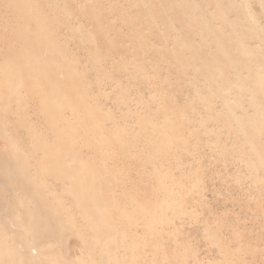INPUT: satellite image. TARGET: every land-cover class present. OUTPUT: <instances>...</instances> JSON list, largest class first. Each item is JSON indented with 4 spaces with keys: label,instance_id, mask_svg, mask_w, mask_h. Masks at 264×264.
<instances>
[{
    "label": "rangeland",
    "instance_id": "374dc122",
    "mask_svg": "<svg viewBox=\"0 0 264 264\" xmlns=\"http://www.w3.org/2000/svg\"><path fill=\"white\" fill-rule=\"evenodd\" d=\"M0 264H264V0H0Z\"/></svg>",
    "mask_w": 264,
    "mask_h": 264
},
{
    "label": "bare ground",
    "instance_id": "6f19581e",
    "mask_svg": "<svg viewBox=\"0 0 264 264\" xmlns=\"http://www.w3.org/2000/svg\"><path fill=\"white\" fill-rule=\"evenodd\" d=\"M162 1H163V0H162ZM166 2H167V1H166ZM165 6H166V5H165ZM159 11H160V10H159ZM167 11H168V10H167ZM158 13H159V12H158ZM143 15H144V14H143ZM148 15H149V14H148ZM167 15H168V14H167ZM171 18H172V17H171ZM178 66H179V65H178ZM178 66H177V67H178ZM182 67H183V66H182ZM7 244H8V243H7ZM6 251H7V250H6Z\"/></svg>",
    "mask_w": 264,
    "mask_h": 264
}]
</instances>
